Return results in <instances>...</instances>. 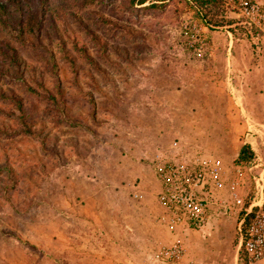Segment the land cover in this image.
<instances>
[{
  "label": "rangeland",
  "instance_id": "374dc122",
  "mask_svg": "<svg viewBox=\"0 0 264 264\" xmlns=\"http://www.w3.org/2000/svg\"><path fill=\"white\" fill-rule=\"evenodd\" d=\"M50 1L93 57L86 60L69 41L83 70L78 72L81 87L61 80L70 101L66 113L78 115L91 130L72 126L49 98L26 92L0 72V87L21 97L26 114L22 118L16 102L0 98V127L7 129L0 131V264L117 261L122 253L106 242L103 230L96 236L95 219H107L109 204L119 209L125 185L137 179L142 145H153L161 131L162 150H172L170 157L183 156V150L201 151L228 163L247 139L255 150L253 159L264 165L263 59L256 56L254 40L239 23L242 18L227 14L225 19L233 21L229 27L204 29L184 0H165L161 9L149 7V1ZM186 23L199 26L202 52L187 48ZM232 27L235 34L228 30ZM94 34L107 42V56L100 53ZM15 46L52 86L55 79L46 51L17 42ZM0 65L13 67L1 56ZM88 96L99 101L93 109L98 123L89 114ZM250 129L255 137L246 138ZM190 135L195 141L186 140ZM202 135L210 138L200 144ZM111 219L119 227V211Z\"/></svg>",
  "mask_w": 264,
  "mask_h": 264
},
{
  "label": "built area",
  "instance_id": "2783aa9c",
  "mask_svg": "<svg viewBox=\"0 0 264 264\" xmlns=\"http://www.w3.org/2000/svg\"><path fill=\"white\" fill-rule=\"evenodd\" d=\"M226 14L242 18L254 40V51L264 61V0H221ZM183 35L187 46L200 52L204 37L196 24L186 23ZM159 182L157 201L162 208L158 217L166 227L204 225L213 210L237 213L236 232L240 240L238 264H264V165L256 162L233 163V174L222 169L220 158L156 155L152 160ZM252 181L243 191L241 176ZM187 248L177 239L159 242L149 256L151 264H181Z\"/></svg>",
  "mask_w": 264,
  "mask_h": 264
},
{
  "label": "trees",
  "instance_id": "16d2710c",
  "mask_svg": "<svg viewBox=\"0 0 264 264\" xmlns=\"http://www.w3.org/2000/svg\"><path fill=\"white\" fill-rule=\"evenodd\" d=\"M146 1H149V7L155 9H161L165 5V0H129L132 5L143 4ZM184 1L193 10L194 15L202 25L208 29L232 25L230 23L233 22L232 19H225L227 14L221 0ZM114 23L116 24L117 21ZM71 29L66 24L64 13L56 5H53L50 0H0V56L5 60L8 58L13 66L9 70L0 65V72L13 77L26 92L41 98H49L55 104L56 110L63 114L72 126H83L91 130V127L78 115L71 117L65 111V107L70 101L67 99L61 80L69 79L80 88L78 72L83 71L79 68L73 53L68 48V42L71 41L72 47L79 51L86 60H93L86 45L79 43L77 38L71 35ZM228 30L235 34L236 29L234 27ZM93 38L97 40L98 48L101 50L100 53L107 56V42L96 34L93 35ZM15 42L46 51L49 59L48 63L50 64V74L55 79L52 86L47 84L44 72L38 71L34 65L27 63L17 52ZM187 48L192 51L190 47L187 46ZM60 58L69 64L70 70H66L65 67L61 66L59 63ZM93 63L97 69L108 76L107 71L100 67L97 61L94 60ZM99 91L102 92L100 89ZM102 94L105 99L110 100L109 95L103 92ZM0 98L16 102L17 107L22 112L21 117L26 116V114L23 116L24 110L21 108L22 99L16 92L0 87ZM87 101L91 103L92 108V110H89V114H91L92 120L98 123V117L93 109L99 106V101L92 96H88ZM3 130L6 131L7 129L1 126L0 131ZM253 158L254 152L251 150L250 145L241 144L234 161L236 163H247L252 162ZM24 243L28 245L27 242Z\"/></svg>",
  "mask_w": 264,
  "mask_h": 264
},
{
  "label": "crops",
  "instance_id": "0c3cea01",
  "mask_svg": "<svg viewBox=\"0 0 264 264\" xmlns=\"http://www.w3.org/2000/svg\"><path fill=\"white\" fill-rule=\"evenodd\" d=\"M205 27L203 28L205 29ZM261 63L263 64L262 73L264 77V61H261ZM245 136L246 138L247 136L255 137L254 131L248 130ZM209 138L202 135L199 143L202 144V140L207 141ZM186 140L193 142L195 138L190 135ZM164 143L163 131H161L154 138L153 145L148 147L142 145V148H144L143 155L140 157V164H137V170L135 171L137 179L133 183L125 185L127 194L118 199L119 209L109 204V208L104 212L108 216L107 219H104V217H102V221L99 217L95 219L98 220L99 224L96 236H100L99 229L103 230L101 235L103 238L108 239L106 242H109L112 247L117 246V250L122 253L117 261L114 257L113 259L108 258L106 264H151L149 256L157 247V244L173 239L181 241L187 248L181 264H238L240 260V240L235 227L237 225V213L224 212L221 209L213 210L207 222L198 227L192 224H182L165 228L166 226L159 223L158 217L162 212V208L157 201L156 195L159 190V182L153 170L152 160L158 154L168 155L172 151L166 152L167 148L162 150V144ZM242 144H249L255 155V150L250 141L244 139ZM192 146H190L191 152L193 150ZM240 146L236 149L235 157ZM183 151L185 152L183 155L185 158H191V156H200L206 159L220 158L219 156L202 154L201 151H195V153ZM235 157L228 163L220 158L222 169H224L226 175L229 171L231 175L233 174V163H236L234 161ZM142 169L145 171L144 175H142ZM240 180L244 182L243 191H246L245 189L248 186H252L251 178L247 173L243 174ZM108 194H111L110 190ZM110 199L114 200L113 198ZM144 199L149 202V205L146 204ZM112 200L108 202L111 203ZM131 205L134 209L131 208ZM121 209H124L125 212L123 213ZM132 210L136 214L132 215ZM117 211H119V227H115L114 220L111 219Z\"/></svg>",
  "mask_w": 264,
  "mask_h": 264
}]
</instances>
